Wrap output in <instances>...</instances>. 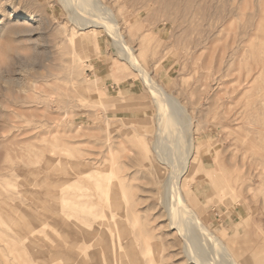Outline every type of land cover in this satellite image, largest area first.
<instances>
[{"label":"rangeland","instance_id":"rangeland-1","mask_svg":"<svg viewBox=\"0 0 264 264\" xmlns=\"http://www.w3.org/2000/svg\"><path fill=\"white\" fill-rule=\"evenodd\" d=\"M100 1L113 9L118 34L135 53L147 40L139 61L189 117L186 135L203 174L188 178L182 194L196 199L201 222L227 245L233 239L247 264H264V0ZM79 5L0 0V264L113 259V230H102L105 256L91 259L84 230L73 224L74 155L85 162L83 171L112 164L129 177L126 200L112 210L117 229L135 224L141 264H192L138 143L139 131L150 149L157 144L151 94L102 29L81 39L92 53H80L69 16L86 11ZM12 10L25 17H12ZM80 182L90 195L81 201L95 204L106 224L108 201L85 177ZM80 215L88 217L85 210ZM75 233L84 256H73ZM153 242L159 256L144 253Z\"/></svg>","mask_w":264,"mask_h":264},{"label":"bare ground","instance_id":"bare-ground-1","mask_svg":"<svg viewBox=\"0 0 264 264\" xmlns=\"http://www.w3.org/2000/svg\"><path fill=\"white\" fill-rule=\"evenodd\" d=\"M78 1L84 4L83 6L86 8L82 7L86 11L84 12L81 9V5H79L78 9H81L83 12L80 10V14L76 15V12H74V14L71 13L69 16L71 20L75 21L77 27V36L80 40V47H82L80 53H92L91 47L83 44L81 39L83 37L87 38L91 30L102 29L113 39V44L117 46V53L119 54L120 61L140 78L151 94L157 120V144L154 150L150 149L147 140L144 138L146 134L139 131L137 134L138 143L144 148L149 160H151L154 169L151 174L154 176L156 175L154 181L159 186L160 203L164 206L165 212L169 215L170 227H172L184 241L183 247L185 250L184 253H186V260L192 264H247L248 257L244 258V256H240L237 250H234L235 241L232 239L231 243L227 245L225 240L205 226L201 222L199 213L195 207L197 205L196 199L192 198L188 200L182 194V186L188 183V178L203 174V169L200 167L199 154L192 156L191 153L192 147L186 135L188 128L191 127V123L189 122V117H187L184 108L179 104L176 98L172 97L161 85L152 79L144 65L139 61V57L142 58L145 53L149 51L148 44L146 43L147 40L144 39V37L141 39L142 46L139 49L140 55H138L128 44L127 40L123 38L121 34H118L112 8L102 3L100 0ZM64 2L66 4V0H64ZM89 3H92L90 7L87 6ZM78 11L79 10H77V12ZM10 14L14 18L25 17V15L18 10H12ZM26 19L27 22L36 21V18L33 16H26ZM75 55L77 56V52ZM78 59L80 60V54H78ZM77 64L79 63H74V68ZM114 65L116 66V63H114ZM68 76H70V73H68ZM100 99L104 100L103 98ZM121 100L122 99H120V101ZM166 142V149H164ZM76 152L78 151L76 150ZM24 162L26 161L24 160ZM69 163L74 174L78 176L73 182V189L75 190L73 194V205L76 210L71 218L77 229L82 228L84 230L88 238L89 247L93 248L90 253L91 259L92 256H105V251L108 246L106 241L102 238V230L104 228H110L115 233V240L118 239V242H116V248H112V256L114 257L108 263L141 264L140 256L136 254L138 240L132 229L135 224L124 223L120 226V229H117V225L114 222L115 214L113 210H118L119 205H122L127 198L128 189L125 187L124 183L130 180L129 177L126 175L119 176L117 174L118 172L114 171L112 164L102 169L94 168L92 171H83L82 167L86 165L85 162L79 158V155H74ZM21 164V162H18L16 169L22 170ZM9 168L11 169V167ZM116 170L118 171L119 168ZM206 173L207 178H209L212 170ZM80 177H85L108 201L111 213L107 218L108 222L106 224L103 222V216L95 210V204L87 205L88 203L81 201L82 198H88L90 195L88 194L89 187L87 188V186L81 184ZM27 179L28 178H26V180ZM116 195H119L120 200L117 199ZM85 205L86 207H84ZM84 210L87 212L88 217H82L80 215V212L84 213ZM97 219L99 222L98 226L100 227L98 230L95 229V221H97ZM123 234H127L125 240L124 238L122 240ZM74 235L75 237L72 242L73 256H84L81 254L80 237L77 233ZM147 244V250L144 253L147 252V254L159 256L160 250L158 245L154 242Z\"/></svg>","mask_w":264,"mask_h":264},{"label":"crops","instance_id":"crops-1","mask_svg":"<svg viewBox=\"0 0 264 264\" xmlns=\"http://www.w3.org/2000/svg\"><path fill=\"white\" fill-rule=\"evenodd\" d=\"M112 75V74H111ZM116 75V74H115ZM122 80H120V82H121Z\"/></svg>","mask_w":264,"mask_h":264}]
</instances>
